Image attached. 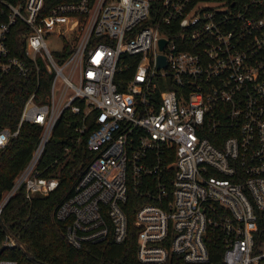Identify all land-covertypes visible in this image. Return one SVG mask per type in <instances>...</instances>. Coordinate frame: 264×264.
Wrapping results in <instances>:
<instances>
[{
    "label": "built area",
    "instance_id": "obj_1",
    "mask_svg": "<svg viewBox=\"0 0 264 264\" xmlns=\"http://www.w3.org/2000/svg\"><path fill=\"white\" fill-rule=\"evenodd\" d=\"M41 66L48 92L0 123V148L41 129L0 210L56 187L38 164L69 110L95 155L56 210L67 243L122 242L131 192L141 262H207L216 243L222 264H264V0H0V80Z\"/></svg>",
    "mask_w": 264,
    "mask_h": 264
},
{
    "label": "trees",
    "instance_id": "obj_2",
    "mask_svg": "<svg viewBox=\"0 0 264 264\" xmlns=\"http://www.w3.org/2000/svg\"><path fill=\"white\" fill-rule=\"evenodd\" d=\"M68 52L65 50L61 59ZM126 75L128 72L117 74L116 79ZM49 80L50 74L43 66L40 67L38 76L33 73L23 78L16 73H10L2 78L0 123L14 128L26 97L34 91L36 100H42L48 92ZM120 88L123 89L122 86ZM77 119V115L64 110L38 164L42 175L58 178L56 187L45 194H34L30 198L25 197L21 187L6 200L0 210V220L15 237L25 243L33 257H28L18 245H2L6 231L1 224L0 257L15 259L17 264H222V249L216 243L211 245L207 262L189 263L175 254L164 263L141 262L136 255L138 227L135 224V210L141 200L131 192L123 204L127 232L122 242H115L109 234L103 241L84 243L79 248L67 243L63 236L66 223L56 217V210L73 193L80 175L95 155L85 143V136L93 124L89 122L88 128L79 132ZM40 130L38 124L25 122L18 134L0 148V203L4 193L12 186L14 177L28 161ZM258 225L264 229V219L258 220Z\"/></svg>",
    "mask_w": 264,
    "mask_h": 264
},
{
    "label": "water",
    "instance_id": "obj_3",
    "mask_svg": "<svg viewBox=\"0 0 264 264\" xmlns=\"http://www.w3.org/2000/svg\"><path fill=\"white\" fill-rule=\"evenodd\" d=\"M164 43V39L160 40V45ZM164 63L163 56H159V65H162ZM1 226L4 228V230L15 240L16 244L27 254L28 257L32 258L33 255L27 250L25 243H23L21 240H19L17 237H15L7 228V226L0 220Z\"/></svg>",
    "mask_w": 264,
    "mask_h": 264
},
{
    "label": "rangeland",
    "instance_id": "obj_4",
    "mask_svg": "<svg viewBox=\"0 0 264 264\" xmlns=\"http://www.w3.org/2000/svg\"><path fill=\"white\" fill-rule=\"evenodd\" d=\"M50 42L55 45L56 47H59L60 43H61V40L59 38H57L56 36H51L49 38Z\"/></svg>",
    "mask_w": 264,
    "mask_h": 264
}]
</instances>
